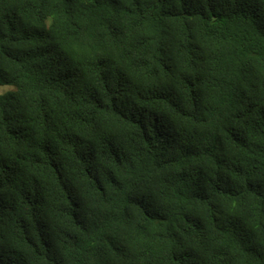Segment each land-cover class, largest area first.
<instances>
[{
    "label": "trees",
    "instance_id": "obj_1",
    "mask_svg": "<svg viewBox=\"0 0 264 264\" xmlns=\"http://www.w3.org/2000/svg\"><path fill=\"white\" fill-rule=\"evenodd\" d=\"M0 264H264V0H0Z\"/></svg>",
    "mask_w": 264,
    "mask_h": 264
},
{
    "label": "rangeland",
    "instance_id": "obj_2",
    "mask_svg": "<svg viewBox=\"0 0 264 264\" xmlns=\"http://www.w3.org/2000/svg\"><path fill=\"white\" fill-rule=\"evenodd\" d=\"M9 89H12V87L11 86H1L0 87V93H3Z\"/></svg>",
    "mask_w": 264,
    "mask_h": 264
}]
</instances>
